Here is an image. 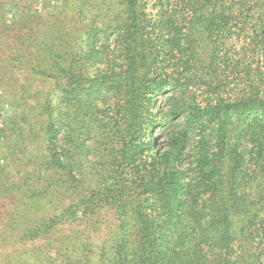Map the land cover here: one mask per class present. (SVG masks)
Returning a JSON list of instances; mask_svg holds the SVG:
<instances>
[{"label": "trees", "instance_id": "obj_1", "mask_svg": "<svg viewBox=\"0 0 264 264\" xmlns=\"http://www.w3.org/2000/svg\"><path fill=\"white\" fill-rule=\"evenodd\" d=\"M54 1L0 25V86L52 84L0 129V264H264V0Z\"/></svg>", "mask_w": 264, "mask_h": 264}, {"label": "rangeland", "instance_id": "obj_2", "mask_svg": "<svg viewBox=\"0 0 264 264\" xmlns=\"http://www.w3.org/2000/svg\"><path fill=\"white\" fill-rule=\"evenodd\" d=\"M25 6L26 8L23 6L22 8L18 9L14 0L2 6L0 9V25L9 24L14 20L15 17H21L30 12L31 15L44 16L48 15V13L51 14L50 12H55L60 8L58 3H55L54 0H31V3L29 2V4H25ZM10 78L11 76L7 77V79ZM13 85L14 86L7 85L6 81L0 86V129L5 128V124L8 120L20 117L22 116V114H24V112H26V110H24V107H22L24 104H26L25 106L27 108L29 107L27 113H32L36 116H34L32 121H34L35 118L41 120L40 116L43 113L42 106L44 105L43 98L48 93V91L51 90L52 86L51 81L44 82L37 78H30L27 83H25L23 79H20V81L17 80L16 82H14ZM168 96L169 95H164L163 97L157 99L156 106L158 110L159 108L168 107L166 101ZM33 129L34 133L36 132L38 135L42 134L39 131V128L34 127ZM153 137L156 148L166 146V132L163 131L161 127H156V129L153 131ZM34 143L35 144H31L30 146L32 149L31 152L35 154L39 150V148L41 150V148L43 147L42 137L35 138ZM8 144V139L6 140L3 135H0V178H3L5 180L10 179L11 174L15 176L19 171L17 165H12L11 168L8 169V161H10V151L8 148ZM16 159L18 164L30 163L32 167H34L36 164V160L33 157L32 153L23 154ZM21 173L26 175L27 173H29V171L25 168L22 169ZM62 190L66 189L62 188ZM65 197L66 194L60 196L59 200L53 203V206H60ZM7 205V203H0V225L2 224L4 218L8 215L9 209L7 208Z\"/></svg>", "mask_w": 264, "mask_h": 264}]
</instances>
